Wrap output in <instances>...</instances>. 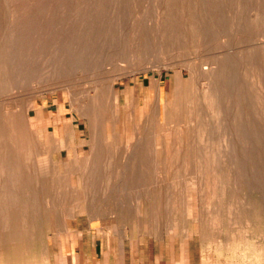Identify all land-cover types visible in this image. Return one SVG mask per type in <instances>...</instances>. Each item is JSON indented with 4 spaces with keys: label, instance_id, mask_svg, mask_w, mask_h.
Instances as JSON below:
<instances>
[{
    "label": "rangeland",
    "instance_id": "1",
    "mask_svg": "<svg viewBox=\"0 0 264 264\" xmlns=\"http://www.w3.org/2000/svg\"><path fill=\"white\" fill-rule=\"evenodd\" d=\"M0 264H264V0H0Z\"/></svg>",
    "mask_w": 264,
    "mask_h": 264
},
{
    "label": "bare ground",
    "instance_id": "2",
    "mask_svg": "<svg viewBox=\"0 0 264 264\" xmlns=\"http://www.w3.org/2000/svg\"><path fill=\"white\" fill-rule=\"evenodd\" d=\"M204 68V67H203ZM210 68V67H209ZM213 68V67H212ZM208 68H205V70H207ZM184 76V75H183ZM114 87V86H113ZM113 87H111L112 88V90L114 91L115 89L113 88Z\"/></svg>",
    "mask_w": 264,
    "mask_h": 264
}]
</instances>
